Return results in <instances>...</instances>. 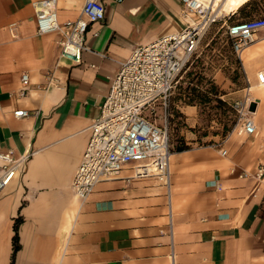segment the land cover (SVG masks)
I'll list each match as a JSON object with an SVG mask.
<instances>
[{
	"label": "crops",
	"instance_id": "obj_1",
	"mask_svg": "<svg viewBox=\"0 0 264 264\" xmlns=\"http://www.w3.org/2000/svg\"><path fill=\"white\" fill-rule=\"evenodd\" d=\"M31 1L0 0V152L31 155L0 195V264H264V117L227 155L171 152L169 187L126 165L84 202L71 190L111 78L136 47L192 22L182 0H101L78 64L59 58L60 32L37 33ZM84 1L55 0L58 23ZM254 38L264 47V30Z\"/></svg>",
	"mask_w": 264,
	"mask_h": 264
},
{
	"label": "built area",
	"instance_id": "obj_2",
	"mask_svg": "<svg viewBox=\"0 0 264 264\" xmlns=\"http://www.w3.org/2000/svg\"><path fill=\"white\" fill-rule=\"evenodd\" d=\"M182 2L192 22L180 31L136 47L111 78L109 91L100 105L99 116L89 127V140L71 181V190L80 202L88 199L99 181L118 177L126 165H131L134 176H154L169 187L171 148L166 103L178 76L196 52L201 30L215 20L208 16L212 6L204 8L194 0ZM31 5L37 33L60 32L63 38L59 41V58L80 63L82 51L86 49L84 40L88 25L104 18L103 2L85 0L78 17L62 24L57 21L55 0H32ZM227 29L238 52L251 36L264 29V17L237 22ZM21 83L20 94L23 95L28 84L26 73ZM255 83L264 86V67L256 72ZM159 101L163 111L162 121L157 123L145 111ZM236 107L240 113V131L254 134L256 124L253 117L247 115L245 102L236 103ZM13 114L24 117L28 112L20 109ZM219 149L226 155V150ZM30 156L14 157L11 150L0 152V195L14 178L23 177ZM254 177L264 178V163L258 165Z\"/></svg>",
	"mask_w": 264,
	"mask_h": 264
},
{
	"label": "rangeland",
	"instance_id": "obj_3",
	"mask_svg": "<svg viewBox=\"0 0 264 264\" xmlns=\"http://www.w3.org/2000/svg\"><path fill=\"white\" fill-rule=\"evenodd\" d=\"M213 9L208 16L215 20L201 30L196 52L166 103L171 152L183 144L211 145L226 150L227 155L230 149L248 143L251 139L247 138L255 133L240 131L236 103L245 102L247 115L255 121L264 117V87L254 86L256 72L264 67V47L248 42L237 52L227 34V27L234 23L264 17V0H248L234 12L219 3ZM250 86L254 87L249 90ZM188 95L194 105L183 102L189 100ZM185 106H194L196 112L190 113ZM162 111L159 101L145 114L159 123Z\"/></svg>",
	"mask_w": 264,
	"mask_h": 264
},
{
	"label": "bare ground",
	"instance_id": "obj_4",
	"mask_svg": "<svg viewBox=\"0 0 264 264\" xmlns=\"http://www.w3.org/2000/svg\"><path fill=\"white\" fill-rule=\"evenodd\" d=\"M197 2H199V4H201L204 8H206V7L210 8L212 6V10H214L213 6L218 5V3L221 6H225L227 4L230 6L235 2H239V0H194V3H197ZM254 39H255L254 36H251V38L249 39V42H251V43L254 42L255 41ZM247 43L248 42H246L245 45H247ZM255 86L256 87H264L262 85H257V84H255ZM251 88L252 87L250 86L248 89L251 90ZM253 122L255 123L254 118H253Z\"/></svg>",
	"mask_w": 264,
	"mask_h": 264
},
{
	"label": "trees",
	"instance_id": "obj_5",
	"mask_svg": "<svg viewBox=\"0 0 264 264\" xmlns=\"http://www.w3.org/2000/svg\"><path fill=\"white\" fill-rule=\"evenodd\" d=\"M191 91L194 93L196 90L195 89H191ZM188 98H189V100H186V101H183V102L185 104H187V105H194V103H193L194 98L193 97H189V95H188ZM187 148H189V147L186 144H183V145L177 146L174 149V151H181V150H184V149H187Z\"/></svg>",
	"mask_w": 264,
	"mask_h": 264
}]
</instances>
